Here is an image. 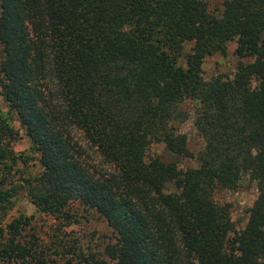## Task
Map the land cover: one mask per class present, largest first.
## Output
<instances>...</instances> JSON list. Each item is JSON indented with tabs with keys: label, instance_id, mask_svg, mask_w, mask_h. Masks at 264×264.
<instances>
[{
	"label": "trees",
	"instance_id": "trees-1",
	"mask_svg": "<svg viewBox=\"0 0 264 264\" xmlns=\"http://www.w3.org/2000/svg\"><path fill=\"white\" fill-rule=\"evenodd\" d=\"M232 41L250 61L204 80V57ZM0 101V140L13 118L41 169L0 187V264L54 262L57 242L7 220L19 189L65 227L73 203L92 210L113 264H264V0H222L217 15L206 0H0ZM184 104L203 147L181 170L146 151L192 157L172 126L190 117ZM3 144L0 164L13 160ZM244 178L257 195L232 231L214 193Z\"/></svg>",
	"mask_w": 264,
	"mask_h": 264
},
{
	"label": "rangeland",
	"instance_id": "rangeland-1",
	"mask_svg": "<svg viewBox=\"0 0 264 264\" xmlns=\"http://www.w3.org/2000/svg\"><path fill=\"white\" fill-rule=\"evenodd\" d=\"M206 2L210 12L216 13V15L220 12L222 0H206ZM191 47L192 42L184 43L183 54L189 53ZM234 48L235 43L232 41L225 45L224 53H214L204 57L201 63L202 78L209 80L216 75L231 77L239 63L250 61L237 58L233 53ZM178 64L184 66V60L180 58ZM181 109L188 111L190 117L185 122L173 123L172 126L175 128L176 140H184L186 149L192 157L170 156L161 143L149 145L146 157H156L164 162H173L179 169L185 170L196 166L193 157L202 149L203 142L192 125L190 104H184ZM10 115L5 104L0 101V117L4 118ZM8 125L11 129V137L1 139L0 144H8L6 150L11 151L13 160H6L0 164V187L5 185L23 187L27 179L35 177L41 170L38 154L33 150L24 131L13 118ZM0 148L2 147L0 146ZM3 165L6 168H2ZM255 186L256 182L244 178L233 191L224 189L215 191V201L228 208L232 231H239L245 226L247 210L257 195ZM167 191L172 192V187L168 186ZM69 209L73 218L72 222L65 227L60 220H56L52 216L36 213L23 191L19 189L7 212V220L24 215L30 218L34 233L40 237V240L48 243V239H52V242H57L58 245H50L45 250L50 253V258L51 254L56 253L52 257L54 262L50 264H113L103 255L104 246L115 241L114 235L106 223L92 210L84 209L77 203L70 205ZM57 228L61 230L58 231Z\"/></svg>",
	"mask_w": 264,
	"mask_h": 264
}]
</instances>
